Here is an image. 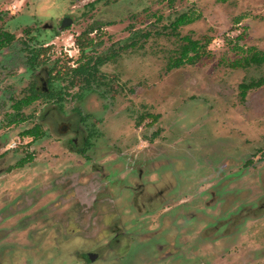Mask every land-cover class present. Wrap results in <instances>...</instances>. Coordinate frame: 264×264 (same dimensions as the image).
I'll return each mask as SVG.
<instances>
[{"label": "rangeland", "instance_id": "1", "mask_svg": "<svg viewBox=\"0 0 264 264\" xmlns=\"http://www.w3.org/2000/svg\"><path fill=\"white\" fill-rule=\"evenodd\" d=\"M182 13L195 21L174 31ZM90 28L94 43L85 57L114 55L100 67L102 83L52 80V67L77 65L76 38ZM0 30L15 36L0 49V215L41 192V203L0 226L2 249L7 224L21 223L0 264H151L163 252L136 255V238L149 246V235L163 238L166 249L185 248L164 264H264V0H0ZM184 36L204 54L170 69ZM32 54L44 62L30 68ZM244 55L251 61L234 67ZM32 83L68 94L39 99L22 110L24 121L11 123L12 104ZM35 125L43 136L23 135ZM89 130L96 160L85 163L68 154L81 149ZM150 148L155 164L178 161L184 188L176 183L170 191L183 196L143 209L137 203L146 209L140 214L124 191L114 205L125 226L117 235L116 210L101 201L104 192L90 185L99 184L90 175L103 153ZM28 154L33 160L16 167ZM149 189L159 195L167 187L160 178ZM33 213L43 220L37 249ZM88 252L95 262L84 258Z\"/></svg>", "mask_w": 264, "mask_h": 264}, {"label": "flooded vegetation", "instance_id": "2", "mask_svg": "<svg viewBox=\"0 0 264 264\" xmlns=\"http://www.w3.org/2000/svg\"><path fill=\"white\" fill-rule=\"evenodd\" d=\"M6 47V46H5ZM4 48V47H3ZM1 48V49H3ZM39 55L38 54H32L29 57L30 60V68H35L38 65L42 64V62H39L38 59ZM38 61V62H37ZM71 67H75V66H71ZM55 68V70H51L50 71V75L49 77L52 80H58L60 81V79H55V75H56V71L60 70V69H56V67H52ZM53 86V85H52ZM59 85H54V89L53 90V96H57L56 100H61L65 95H67V91L64 90V88H57ZM69 87H74L73 84H69ZM86 87V86H84ZM57 88V89H56ZM41 91L45 92V93H49L50 90L47 89V91H45L44 89H42L41 87ZM52 91V90H51ZM65 93V94H64ZM78 111V110H77ZM79 115L81 116V112H78ZM80 120L82 121V116L80 117ZM93 130V129H92ZM92 130L88 131V134L85 137L83 146L81 147V149H73V151H71L68 155L70 156H77V155H81V157H83L85 159V163L91 162V161H95L96 159L94 157H92L93 155L89 153V150H91L92 148H94V144H92V138L94 136V132ZM72 142L74 143L75 140L72 139ZM119 152L116 151V153H114V158H110L108 154L103 153L102 154V162H99V164H97V166H95L94 169V173H92L90 176L92 177H97L99 184L97 183H92V180L89 181L90 185H96V186H100L104 192V196L102 198L101 201H106L108 202V206L110 207V209L112 210L114 207V209L116 210V223H117V235L125 233V229L123 226V213L121 214L118 210V205L114 206L116 204H118V199L119 197L122 198L124 191H130V195L128 201L130 202L131 207L133 208L134 211L137 210V213L143 214L146 209H144L143 211H140V209L137 207V203H141V207L142 209L144 208L143 206H148L147 204H153L156 203L155 200L164 203H169L171 201H173L174 199L179 198V196H183L181 190H177L178 187L180 188V186L183 187V184L185 183L184 181L186 180V174L182 173L181 169L176 168V166H178V161H173L171 160V157H167V162H165V164H155L154 162V157H153V148L147 149L146 151H140L135 153V151L131 150L129 151V149H121L118 150ZM32 154H28L25 155L22 159L19 160V162L16 164V167H24L26 164L30 163L33 160V157L31 156ZM67 155V157H69ZM106 156H108V158H106ZM101 161V160H100ZM175 163V164H174ZM90 165V164H89ZM159 165V166H158ZM107 167L111 168V170H107ZM161 168L156 170V168ZM82 171H84V169H82ZM164 172V173H163ZM163 174V175H162ZM164 176V177H163ZM163 177V178H162ZM161 178V182L164 184V186L167 187L166 190L159 191V195H156V192H153L151 189L149 188H153L154 185H156V182H158V180ZM177 183V189H172L171 191L176 190L177 194L173 195L171 198H168L169 193L171 192L170 189L172 187L175 188V184ZM184 188V187H183ZM123 190L122 195L120 196V192ZM120 191V192H119ZM39 192L36 196L32 197L30 196L27 203L25 202H21L18 201L17 204H19V206H17L15 209H11V207L13 205H10L8 207L7 210H5V213L0 215V226L5 224V223H9L12 222V219L14 221L15 216L20 215L21 213L24 214L27 211H29V209H31L32 207H34L37 203H41V199H40V190L37 191ZM36 192V193H37ZM181 192V195H179L178 193ZM116 193V194H115ZM155 194V195H153ZM112 197H110V196ZM183 201H185L183 199ZM134 204H133V203ZM186 202V201H185ZM112 203V205L110 204ZM144 204V205H142ZM181 204V202L179 203ZM177 205L178 209L181 207V205ZM53 206V204H51ZM48 206V205H47ZM125 206V205H124ZM145 206V207H146ZM148 208V207H146ZM177 209V210H178ZM49 211H54V208H49ZM43 212V209H42ZM143 212V213H142ZM55 213V211H54ZM184 212L181 210L180 208V217L182 216ZM46 214V213H45ZM166 214V213H165ZM114 215H115V211H114ZM170 215V214H169ZM168 215V216H169ZM184 219V222L186 223V217L185 215L182 216ZM137 220V218H136ZM33 221L32 224H34V226L31 228V234L32 232L37 233L38 230H42V225H43V220L41 219L39 213H33L31 220L29 222ZM31 224V225H32ZM6 225V224H5ZM21 223L16 224V226H13L10 228V225L7 224V228L6 230V237H4V239L6 240L5 243L3 244L2 249H0V252L2 250V255L4 257H8L10 254V250H11V245H12V240L10 238V234L11 232L14 234L18 231L17 227L20 226ZM22 226L24 228L27 227V224L22 223ZM41 232L35 234L34 236V240L35 243L33 244L34 246H37L36 249L40 246L37 245V241H39V243L41 242ZM140 234V232L138 234H136L137 236ZM142 234V233H141ZM134 233H129V234H125L124 235V240H126L127 242V238L133 236ZM141 236V235H139ZM149 237L148 240L150 241V239L152 241H150V243L148 242L147 244L149 246H145L143 241H146V238L144 236H141V240L140 238H136L138 243V247L139 249L136 250L137 254H144L146 257L150 258L152 257V255L150 253L152 252H163L162 255L160 257H158V260L153 261V263L151 264H164L165 262L168 261V259L170 258H176L178 255H180V252L184 253L182 251V249L185 248H181V247H177L174 245L173 249H166L164 247L163 241L164 239H159L156 238L154 235H149L147 236ZM132 238V237H131ZM26 242V237H25V241L24 244ZM129 242V241H128ZM129 243H133V242H129ZM179 252V253H177ZM174 255V257H173ZM143 256V255H141ZM84 258L87 259V261L89 262H95L97 260V256H95L94 254L92 255V253H85L84 254ZM162 259V260H160ZM37 262V260L35 261Z\"/></svg>", "mask_w": 264, "mask_h": 264}, {"label": "trees", "instance_id": "3", "mask_svg": "<svg viewBox=\"0 0 264 264\" xmlns=\"http://www.w3.org/2000/svg\"><path fill=\"white\" fill-rule=\"evenodd\" d=\"M195 18L196 17L190 13H182L171 23L172 29L175 31L180 26L188 25L194 22ZM91 29L92 28L83 32L76 38V44L82 52L80 58L78 59L77 65L75 67L68 66L64 71H56L57 73L55 75V79L59 78L60 80H64L70 78V84H73L74 86H92L102 83V75L99 74L100 67L103 66L107 61L112 59V56L114 55L112 54L98 58L85 57V50L92 47L94 43V39L89 36L91 33ZM146 36H149V33H146ZM14 38L15 36L13 34L0 30V49L10 45ZM181 38L185 42L180 46L179 56L171 58L169 60L168 67L170 69L182 67L187 63L193 64L204 54L205 47L203 45L199 44L189 36H184ZM251 59L252 57L244 55L240 57V59L236 60L232 65L234 67H240L243 64H248ZM40 62L42 61L39 60L38 63ZM51 70L53 71L55 70V68H52ZM262 83L264 85V80L262 81ZM53 93V90H50L49 93H45L38 89L35 86V83H32L27 89V94L22 98L16 100L12 104V108L16 112V118L10 122L12 123L24 121L25 117L21 114L24 108L31 106L33 103L37 102L43 97H52ZM23 135L33 137V139H37L38 137L43 136L44 132L39 125H35L34 127L25 130L23 132Z\"/></svg>", "mask_w": 264, "mask_h": 264}, {"label": "water", "instance_id": "4", "mask_svg": "<svg viewBox=\"0 0 264 264\" xmlns=\"http://www.w3.org/2000/svg\"><path fill=\"white\" fill-rule=\"evenodd\" d=\"M68 22H71V20H69V21H68V19L65 20L64 23H63V25H66Z\"/></svg>", "mask_w": 264, "mask_h": 264}]
</instances>
